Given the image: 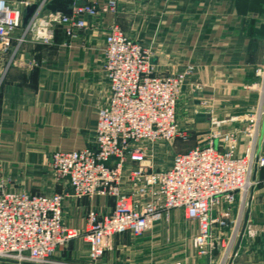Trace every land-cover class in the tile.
<instances>
[{
	"label": "crops",
	"instance_id": "0c3cea01",
	"mask_svg": "<svg viewBox=\"0 0 264 264\" xmlns=\"http://www.w3.org/2000/svg\"><path fill=\"white\" fill-rule=\"evenodd\" d=\"M8 1L24 10L27 4L39 0ZM116 1L115 14L87 17L86 29L75 38H68L63 26L53 23L49 44L37 38L36 29H30L24 42L13 49L24 27L15 32L10 52L13 60L0 81V184L8 190L69 195L71 189L56 178L52 169V153L80 150L93 143L97 111L109 96L101 63L111 21L118 23L131 39L152 48L157 75L194 66L177 110L180 128L196 137L194 143L183 144L184 150L201 142L211 129L197 127L198 114L209 115L210 125L214 119L225 120L222 128L235 129L241 123L229 122L231 117L243 115L258 104L264 107L260 91L263 78L256 73L264 70V0ZM49 14L44 10L40 18L33 19L37 27ZM196 84L203 89L195 91ZM262 124L263 119L261 129ZM244 145L241 136L238 155L243 154ZM258 152L264 155V128ZM256 176L260 187L252 193L243 239L249 233L246 231L256 226L250 224L256 214H264V166ZM248 199L249 195L246 211ZM112 205L111 199L74 200L67 196L63 217L68 225L84 232L91 208L108 211ZM241 207L237 197L232 220ZM181 211L171 210L167 218L142 236H115L112 247L98 263L220 264L224 252L221 245L210 258L197 254L192 243L196 224H182ZM256 229L264 231V225ZM231 232L225 229L224 239L228 240ZM256 243H241L238 254L247 256L230 264H264L263 242ZM54 258L69 264H90L81 236L70 240ZM0 264L11 263L0 260Z\"/></svg>",
	"mask_w": 264,
	"mask_h": 264
},
{
	"label": "built area",
	"instance_id": "2783aa9c",
	"mask_svg": "<svg viewBox=\"0 0 264 264\" xmlns=\"http://www.w3.org/2000/svg\"><path fill=\"white\" fill-rule=\"evenodd\" d=\"M48 1L38 2L13 48V36L22 28L23 9L0 0V81L13 60L12 48L24 42L30 29H36L37 38L49 44L53 23L62 25L68 38H75L86 29L87 17L117 12L116 0H74L70 15L50 13L37 27L33 19L41 16ZM153 56L150 46L128 37L118 23L108 24L101 67L109 96L97 111L93 143L80 150L52 153V169L71 189L69 195L10 191L0 184V260L69 264L54 257L70 240L81 236L90 264H99L115 236H142L174 209L182 210L184 219L196 224L192 243L198 255L210 258L222 245L224 230L236 223L232 208L237 197L244 207L260 183L256 175L264 166V155L258 152L264 107L258 104L231 117L229 122L241 123L235 129L222 128L225 120H212L201 142L174 153L167 166L156 167L151 158L153 143L186 141L190 136L180 128L177 110L194 66L160 76L155 73ZM256 73L263 78L260 91L264 101V70ZM202 89L200 84L194 87L195 91ZM241 136L245 145L238 155ZM67 196L74 200L106 198L113 205L108 211L91 208L87 228L81 232L64 220ZM230 258L229 250L220 264H228Z\"/></svg>",
	"mask_w": 264,
	"mask_h": 264
},
{
	"label": "rangeland",
	"instance_id": "374dc122",
	"mask_svg": "<svg viewBox=\"0 0 264 264\" xmlns=\"http://www.w3.org/2000/svg\"><path fill=\"white\" fill-rule=\"evenodd\" d=\"M195 135L192 133L188 140L186 141H182L180 139H175L172 140L171 142H156L152 144V161L154 162V165L156 167H165L169 164L172 156L174 153L178 152V151H182L184 150L183 148V144L184 143H194L195 140ZM260 186L257 185L255 190H257ZM246 205H244V207H242L239 211V215L235 218V226L233 227L234 223L230 224V227L228 229H231V234L229 236V239L227 240L226 238L224 239V237H222V239L220 240V242L223 244L221 245V247L223 248L224 252L223 255L227 256V254L229 253L230 250V254H231V258L229 260H232L233 262H236L238 260H243L244 257L247 256L246 253H240L238 254V249L241 245V243H245V242H249L252 241L254 243V246L257 245L256 242L260 241V244L263 242L264 245V231H257L258 229H256V226L258 225H264V214L263 215H257L254 217L255 220L252 221L250 224H255V227L250 228V230L246 231L249 232L248 235L246 236L245 239L244 236H242V239L240 241V245L238 247V249L234 252L235 250V246L237 245V241L239 239V236L241 234V230L243 227V223H244V216H245V211H246ZM179 219L181 220L182 224L184 225H189L192 224V222H188L184 219L183 216V212L181 211V215L179 217ZM247 230V229H246ZM229 235V234H227ZM244 235V233H243ZM261 238V240H260ZM229 242V243H228ZM231 243V244H230ZM231 247H230V245ZM230 247V249H229ZM232 250V251H231ZM254 251L250 250V253H252ZM235 253H237L236 255H234ZM249 253V252H248ZM231 261V262H232ZM229 262V261H228Z\"/></svg>",
	"mask_w": 264,
	"mask_h": 264
},
{
	"label": "water",
	"instance_id": "95a60500",
	"mask_svg": "<svg viewBox=\"0 0 264 264\" xmlns=\"http://www.w3.org/2000/svg\"><path fill=\"white\" fill-rule=\"evenodd\" d=\"M40 1V0H39ZM38 1V2H39ZM74 0H49L47 4L45 5V10L49 11L52 14L59 13L61 15H70L71 14V6L73 5ZM38 2L32 3V4H27L23 10V17H22V27H26L30 21L32 20L36 9L38 7ZM152 63H154V60H152ZM209 115H204V114H198L197 116V127L200 129H208L210 127V124L208 122ZM262 129H261V134L263 133V128H264V116H263V124H262ZM252 193L253 190L249 194V199H248V208L245 213L244 217V223L243 227L241 230V234L239 236V239L237 241V245L235 246L234 252L238 249L240 245V241L242 239L244 229L248 220V215H249V205L250 201L252 198ZM232 260H229V263H231Z\"/></svg>",
	"mask_w": 264,
	"mask_h": 264
}]
</instances>
